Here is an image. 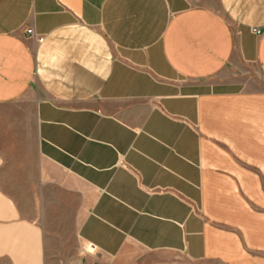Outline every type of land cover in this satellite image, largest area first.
<instances>
[{
    "label": "crops",
    "instance_id": "crops-1",
    "mask_svg": "<svg viewBox=\"0 0 264 264\" xmlns=\"http://www.w3.org/2000/svg\"><path fill=\"white\" fill-rule=\"evenodd\" d=\"M90 242L264 264V0H0V264Z\"/></svg>",
    "mask_w": 264,
    "mask_h": 264
},
{
    "label": "rangeland",
    "instance_id": "rangeland-1",
    "mask_svg": "<svg viewBox=\"0 0 264 264\" xmlns=\"http://www.w3.org/2000/svg\"><path fill=\"white\" fill-rule=\"evenodd\" d=\"M72 264H173L174 255L169 253H150L142 249L126 252L120 260L110 259L97 251H83ZM83 257V259H82Z\"/></svg>",
    "mask_w": 264,
    "mask_h": 264
},
{
    "label": "built area",
    "instance_id": "built-area-1",
    "mask_svg": "<svg viewBox=\"0 0 264 264\" xmlns=\"http://www.w3.org/2000/svg\"><path fill=\"white\" fill-rule=\"evenodd\" d=\"M27 31L30 33H33V30L31 27L28 28ZM96 249H97V245L90 242L83 248V251H96Z\"/></svg>",
    "mask_w": 264,
    "mask_h": 264
}]
</instances>
